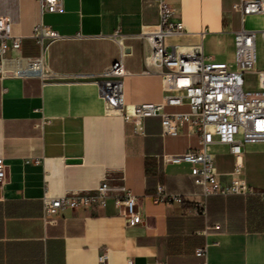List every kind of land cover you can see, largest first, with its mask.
Returning a JSON list of instances; mask_svg holds the SVG:
<instances>
[{
	"label": "crops",
	"instance_id": "1",
	"mask_svg": "<svg viewBox=\"0 0 264 264\" xmlns=\"http://www.w3.org/2000/svg\"><path fill=\"white\" fill-rule=\"evenodd\" d=\"M240 1L168 0L185 30L168 43H202L206 55L233 66L235 33L264 30V14L242 22ZM0 16L22 38L21 49L7 53L8 68L16 67L15 58L42 55L45 74L0 77V158L7 167L0 264H100L104 251L108 264H264V142L244 147L242 178L253 193L210 196L206 214H198L202 197L193 166L163 162L165 155L198 150V135L185 126L164 136L160 117L126 120L101 97L97 82L121 60L125 104L162 100L164 79L148 72L154 68L146 63L143 38L159 23L158 0H64L62 13L43 17L60 35L43 48L31 37L40 21L38 0H0ZM209 151L219 182L231 184L236 158L225 145ZM105 177L140 198L141 224L129 226L112 197L102 209H62L44 219L46 193L95 190ZM160 183L185 194L183 204L153 203ZM199 248H207L206 258L195 255Z\"/></svg>",
	"mask_w": 264,
	"mask_h": 264
},
{
	"label": "built area",
	"instance_id": "2",
	"mask_svg": "<svg viewBox=\"0 0 264 264\" xmlns=\"http://www.w3.org/2000/svg\"><path fill=\"white\" fill-rule=\"evenodd\" d=\"M40 21L31 37L43 48L46 40H56L60 35L48 28L43 17L64 11V0H38ZM159 23L152 31L143 34L148 46L146 63L164 79V94L157 103L127 105L123 100L122 78L126 72L122 61L116 62L102 74L100 86L102 99L108 109L120 112L126 120L141 122L148 117H160L164 136H176L187 126L190 134H196L200 148L180 155L163 156L164 163H189L194 184L200 187L202 200L196 204L198 214L207 212L206 200L214 195H243L253 189L242 178L243 153L247 144L264 142V67L258 69V43L264 44V30L242 29L235 33L234 65L217 62L206 55L202 43L181 46L170 45L169 38L182 36L184 27L174 19V11L168 0H158ZM242 22L247 16L264 14V0H241L235 5ZM123 46V41L118 40ZM22 38L11 34L10 20L0 16V77L40 76L44 77L43 56L15 58V68H8L7 53L20 50ZM257 77V89L247 88L245 76ZM187 107L186 112H169L167 108ZM221 144L228 147L236 158L233 174L237 177L231 184L223 185L210 146ZM7 167L0 158V186L6 182ZM114 198L117 206L125 208L123 216L129 226L143 222L139 211L140 198L125 187L111 185L108 177L95 190L68 192L62 197L46 193L43 198L44 219L62 209L105 208L107 200ZM155 204H183L185 194L169 192L158 184L150 196ZM217 229V228H216ZM207 248H199L195 255L207 257ZM100 264H108V253L99 257ZM128 264H133L129 261ZM166 264V263H163ZM203 264H207L206 261Z\"/></svg>",
	"mask_w": 264,
	"mask_h": 264
},
{
	"label": "rangeland",
	"instance_id": "3",
	"mask_svg": "<svg viewBox=\"0 0 264 264\" xmlns=\"http://www.w3.org/2000/svg\"><path fill=\"white\" fill-rule=\"evenodd\" d=\"M258 26L262 25L261 23L257 24ZM264 67V44L261 40L258 43V69ZM245 82L247 88L254 90L257 89V77L256 75L249 74L245 76Z\"/></svg>",
	"mask_w": 264,
	"mask_h": 264
}]
</instances>
